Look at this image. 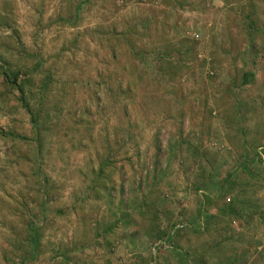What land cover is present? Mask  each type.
<instances>
[{
  "label": "rangeland",
  "instance_id": "rangeland-1",
  "mask_svg": "<svg viewBox=\"0 0 264 264\" xmlns=\"http://www.w3.org/2000/svg\"><path fill=\"white\" fill-rule=\"evenodd\" d=\"M0 264H264V0H0Z\"/></svg>",
  "mask_w": 264,
  "mask_h": 264
}]
</instances>
